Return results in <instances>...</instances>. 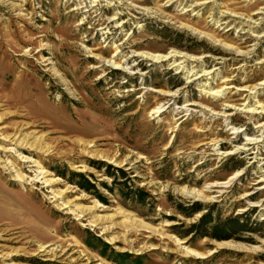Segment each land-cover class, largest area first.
<instances>
[{
    "label": "rangeland",
    "instance_id": "rangeland-1",
    "mask_svg": "<svg viewBox=\"0 0 264 264\" xmlns=\"http://www.w3.org/2000/svg\"><path fill=\"white\" fill-rule=\"evenodd\" d=\"M0 264H264V0H0Z\"/></svg>",
    "mask_w": 264,
    "mask_h": 264
},
{
    "label": "bare ground",
    "instance_id": "bare-ground-1",
    "mask_svg": "<svg viewBox=\"0 0 264 264\" xmlns=\"http://www.w3.org/2000/svg\"><path fill=\"white\" fill-rule=\"evenodd\" d=\"M153 59H158V60H160V61H162V60H165V59H167V58H172L173 57V54L171 55V53H169V54H167V55H154V56H151ZM11 137V136H10ZM14 137V136H13ZM24 137V136H23ZM22 137V138H23ZM19 138V137H18ZM17 138V139H18ZM15 138H13V139H11V140H14ZM10 140V139H9ZM22 140V141H21ZM24 139H20V141H18V143L19 144H22V142L24 143V141H23ZM16 141V140H15ZM248 141V140H247ZM21 142V143H20ZM26 141H25V144H24V147H26L25 145H26ZM33 143V142H32ZM31 143V144H32ZM17 144V143H16ZM28 145H30L31 146V144L28 142L27 143ZM18 145V144H17ZM29 147V146H28ZM31 147H33V146H31ZM35 147H37V146H35ZM7 167V166H6ZM188 192V191H187ZM187 194V193H186ZM199 194V193H198ZM197 195V194H196ZM195 197V196H194ZM197 197L200 199V198H202L203 199V197H201L200 195H197ZM197 197H195V198H197ZM81 212H85L86 213V211L85 210H83V211H81ZM90 212V211H89ZM88 212V213H89ZM97 220V219H96ZM94 222V221H93ZM131 222V221H130ZM133 222V221H132ZM129 223V225H125L126 226V228L127 229H130V228H135V229H140V228H144V227H146V228H148V229H150L151 231H153V229H151L149 226H146V225H144V224H140V223H135V222H133V223ZM112 239V238H111ZM110 241V240H109ZM224 247V246H223ZM193 254H196V253H194L193 252Z\"/></svg>",
    "mask_w": 264,
    "mask_h": 264
}]
</instances>
